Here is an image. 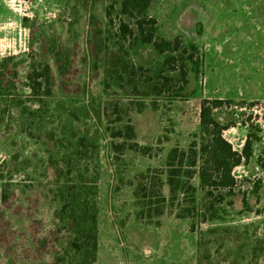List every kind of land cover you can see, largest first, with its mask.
<instances>
[{
	"label": "rangeland",
	"instance_id": "1",
	"mask_svg": "<svg viewBox=\"0 0 264 264\" xmlns=\"http://www.w3.org/2000/svg\"><path fill=\"white\" fill-rule=\"evenodd\" d=\"M83 1L0 0V59L17 57L20 79L31 42L42 33L71 52L67 76L57 79L54 73L55 107L43 136L26 138L14 124L0 125V197L5 184L9 195L0 201V264H53L52 255L68 238L59 225L88 202L98 217L94 264H197L200 239L210 249L211 264H236L225 259L221 247L238 245L240 233L251 238L264 232V0H151L147 13L157 22L158 36L192 43L200 57L197 71L189 66L183 90L175 81L172 94L158 98L133 95L122 72L130 63L155 77L165 55L117 38L118 21L132 23L119 14L121 0H91L87 11ZM96 29L98 37L92 36ZM95 41L101 47L96 60ZM139 85L149 90L143 80ZM204 99L223 101L214 116L226 126L222 137L233 151L240 153L247 138L252 144L250 158L232 170L235 194L201 222L206 205L194 177L198 217L177 219L166 205L162 216L147 218L142 192L134 196L139 175L149 171V177L164 180L160 173L168 151L187 150L199 134ZM129 101L135 142L150 148L146 154H115L111 144L120 141L106 132L115 126L108 124L104 108L112 120L114 104ZM139 103L145 104L140 113L134 105ZM74 135L94 140L97 154L68 165L64 157ZM23 166L25 171L9 178ZM255 187L261 188L258 197L251 195ZM239 192L246 193L251 212L243 210ZM161 193L168 196L166 186Z\"/></svg>",
	"mask_w": 264,
	"mask_h": 264
},
{
	"label": "trees",
	"instance_id": "2",
	"mask_svg": "<svg viewBox=\"0 0 264 264\" xmlns=\"http://www.w3.org/2000/svg\"><path fill=\"white\" fill-rule=\"evenodd\" d=\"M89 2L91 3V0L83 1V10L89 9ZM150 3L151 0H121L119 14L132 23L130 26L120 19L116 34L121 41L130 40L133 45L136 43L148 45L157 54L165 55L155 77L149 74L150 70L130 63L123 66L122 72L127 78V83L133 86V95H151L158 98L165 94H172V84L175 81L179 83V90H183L187 84L189 66H195L197 71L200 57L196 45L184 44L179 38L167 40L158 36L157 22L147 13ZM106 18L111 24L109 9L106 11ZM91 19L92 23H95L93 16ZM93 34L98 37L100 31L96 29L92 36ZM57 43L56 38L48 37L44 33L34 39L26 55L24 75L21 79L18 67L15 65L17 57L0 59V125L4 122L12 123L15 125L16 132L26 138L43 136L45 122L55 107V101L52 99L55 87L54 73L57 79L63 78L67 76L71 68L70 50ZM33 44L39 45V51L34 50ZM92 47V58L96 60L101 52L100 43L95 41ZM141 80L149 84L148 91L140 90ZM131 102L129 101L127 105L114 104L112 120H109L107 106L103 111L108 124L115 126L107 127L108 136L112 140L120 141V143L111 144L115 154H122L125 150L146 154L150 149L135 142L136 132L129 117L132 109ZM222 104L223 101L217 99L201 101L199 134L190 142L187 150L173 147L168 151L163 164L164 171L160 173L165 177L163 181L155 175L149 177V171L139 175L140 182L134 190V196L138 198V192H142L141 208L146 210L147 218L162 216L166 205L176 210L177 219L198 217L197 187L192 184L194 177L198 179L202 200L206 205L199 218L201 222H207L214 216L212 213L216 211L218 205L234 196L237 182L232 175V170L250 158L252 144L247 138L242 151L238 153L233 151L231 145L222 137L226 126L214 116L215 110ZM134 105L138 113L145 107L142 103ZM152 107L155 110L157 106L153 104ZM56 115L59 117L58 114ZM96 154L97 146L94 140L85 135H74L73 149L64 157V162L69 165L72 161L87 159L89 155L91 159ZM23 171H25L24 166L15 168L9 178ZM5 186L6 184L2 186L0 197L2 203L7 202L9 198ZM163 186L168 189L167 197L161 193ZM258 188L255 187L251 195L258 197ZM239 195L243 210L251 212L246 193L239 192ZM153 198L157 199L153 201ZM97 223L98 217L94 211L93 202L86 203L79 211L74 212L69 220L61 223L58 230L67 234L68 238L66 245H59V250L52 255L53 264H94ZM208 232L213 233L212 230ZM237 239L238 245L230 248L221 247L226 248L224 256L228 262L264 264V232H258L251 238L245 233H240ZM197 246L202 251L197 264H203V261L205 264H211L210 249L203 245L201 239Z\"/></svg>",
	"mask_w": 264,
	"mask_h": 264
}]
</instances>
